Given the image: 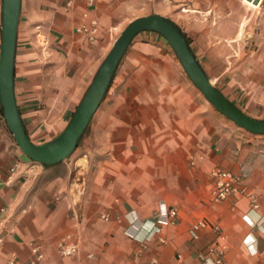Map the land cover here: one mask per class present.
<instances>
[{
  "label": "crops",
  "instance_id": "0c3cea01",
  "mask_svg": "<svg viewBox=\"0 0 264 264\" xmlns=\"http://www.w3.org/2000/svg\"><path fill=\"white\" fill-rule=\"evenodd\" d=\"M153 15L179 26L214 85L264 120V0H23L15 90L35 144L66 129L125 29ZM216 167L248 195L218 200ZM172 210L150 238L143 225ZM61 243L78 252L63 256ZM35 246L41 264H264V136L218 111L170 43L143 32L67 161L31 160L0 118V264H33Z\"/></svg>",
  "mask_w": 264,
  "mask_h": 264
},
{
  "label": "water",
  "instance_id": "95a60500",
  "mask_svg": "<svg viewBox=\"0 0 264 264\" xmlns=\"http://www.w3.org/2000/svg\"><path fill=\"white\" fill-rule=\"evenodd\" d=\"M259 4L261 0H252ZM23 0H4L3 42L0 60V105L20 149L33 161L55 166L70 159L78 149L113 82L120 63L134 39L143 32L163 36L173 47L188 76L208 101L242 129L264 136V120L253 119L233 104L213 83L195 56L187 37L173 21L159 15L133 21L117 40L101 65L66 129L53 141L35 144L27 133L15 90L16 55Z\"/></svg>",
  "mask_w": 264,
  "mask_h": 264
},
{
  "label": "built area",
  "instance_id": "2783aa9c",
  "mask_svg": "<svg viewBox=\"0 0 264 264\" xmlns=\"http://www.w3.org/2000/svg\"><path fill=\"white\" fill-rule=\"evenodd\" d=\"M83 32H88L89 30L86 27H83L81 29ZM212 177L214 179L215 183V196L218 200H226L233 194H242V195H248L249 191L246 187L240 188L241 178L232 172L226 171L222 168L216 167L212 171ZM260 206L257 203V201H254V209H259ZM178 216V212L176 210H172L170 212L169 218L165 220H159L158 222H153L152 226L147 228V223H145L143 226L145 230L148 232L149 237H153L154 235L161 233L163 231V225H167L170 223V219H175ZM104 219L109 220L110 215L105 214ZM204 223H199L193 227V235L195 238H199V230L204 227ZM78 245L76 244H67V243H61L59 245V251L63 256H73L78 252ZM34 257L33 264H41L43 261L44 255L40 252V247L35 246L33 249ZM203 260H205L207 263L211 260L208 255L202 256ZM222 259H217L214 264H221ZM10 264H20L18 261L14 260L11 261Z\"/></svg>",
  "mask_w": 264,
  "mask_h": 264
},
{
  "label": "bare ground",
  "instance_id": "6f19581e",
  "mask_svg": "<svg viewBox=\"0 0 264 264\" xmlns=\"http://www.w3.org/2000/svg\"><path fill=\"white\" fill-rule=\"evenodd\" d=\"M247 1V3L251 6V7H257L259 4H260V2H259V4H256L254 1H252V0H246Z\"/></svg>",
  "mask_w": 264,
  "mask_h": 264
},
{
  "label": "trees",
  "instance_id": "16d2710c",
  "mask_svg": "<svg viewBox=\"0 0 264 264\" xmlns=\"http://www.w3.org/2000/svg\"><path fill=\"white\" fill-rule=\"evenodd\" d=\"M188 39V38H187ZM188 42H189V44H190V46H191V41H190V39H188ZM2 117H4V112H3V108L1 107V105H0V118H2Z\"/></svg>",
  "mask_w": 264,
  "mask_h": 264
}]
</instances>
